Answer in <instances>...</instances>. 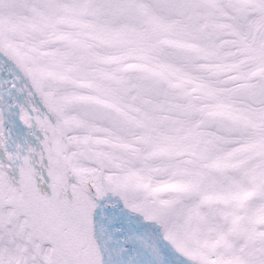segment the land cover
I'll use <instances>...</instances> for the list:
<instances>
[{
	"label": "snow or ice",
	"instance_id": "snow-or-ice-1",
	"mask_svg": "<svg viewBox=\"0 0 264 264\" xmlns=\"http://www.w3.org/2000/svg\"><path fill=\"white\" fill-rule=\"evenodd\" d=\"M0 264H264V0H0Z\"/></svg>",
	"mask_w": 264,
	"mask_h": 264
}]
</instances>
